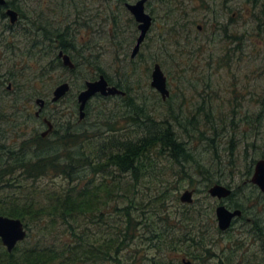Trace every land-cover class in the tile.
Wrapping results in <instances>:
<instances>
[{
	"label": "rangeland",
	"instance_id": "374dc122",
	"mask_svg": "<svg viewBox=\"0 0 264 264\" xmlns=\"http://www.w3.org/2000/svg\"><path fill=\"white\" fill-rule=\"evenodd\" d=\"M12 1L21 18L14 30L4 28L7 21L0 20V82L14 87L8 94L4 92L5 86L0 88V112L7 115L5 124L0 126V144L16 149L22 141L33 142L34 146L38 138H43L41 134H46L47 126L35 119L34 112L38 108L34 100L38 94L45 97L62 81H69L72 91L47 109L51 113L48 120L54 125L51 138H45L48 141L59 140L57 133L64 129L86 131L90 139L81 146L82 155L86 156L89 148L105 155L112 148L122 147L120 139L156 134L153 128L147 133V128L126 125L120 119L119 124L114 123L112 118L121 113L117 110V104L121 103L117 98L92 99L85 119L78 121L76 95L84 83V76L93 72L96 77L103 75L108 81L121 84L138 102H143L156 119L167 118L179 136L175 142L183 144L192 158L184 159L179 155L178 160L169 157L166 151L154 154L149 163L143 161L135 187L130 185L131 173L118 174L113 167L86 177L80 185L94 182L101 187L98 189L101 198H106L105 184L111 179L119 181L118 198L123 199L103 207L104 220L97 223L102 230L121 222L123 218L118 217L121 208L130 205L141 230L137 227L136 235L140 237L128 244L125 255L129 251L138 258L144 256L142 260L147 263L146 257L158 251L155 246L162 249L180 238L181 247L186 250L180 257L192 264H264V231L255 229L256 221L264 222V194L251 182L254 162L264 159V0H255V9L251 8L252 0H149L147 12L154 17V24L134 59L130 54L138 35L136 24L130 21L127 11L118 9L114 3L112 8L120 21L117 33L114 29L110 31L109 24L103 21L107 8L103 0ZM93 14H98L93 21L98 28L92 31L83 27L81 31L82 35L93 32L92 39L88 43L80 40L81 46L72 43L81 54L79 70L69 72L63 66L52 69L48 66L41 81L36 83L37 88L33 87L41 68L52 63L57 54L56 31L67 24L77 28L76 15L91 23ZM172 26L174 34H170ZM5 29L7 34L3 33ZM78 32L79 27L75 42L80 36ZM68 55L75 64L71 54ZM84 55L90 58L89 65L83 62ZM95 62L108 77L93 68ZM156 62L161 65L170 90L165 102L150 87L151 71ZM12 74L18 76V84L25 89L18 96V84L8 80ZM65 114L72 115V119ZM173 114L179 120L176 121ZM99 117L106 119L99 120ZM149 119L145 120L147 124L152 122ZM147 124L145 126H150ZM117 126H125V130L109 131ZM46 151L54 153L53 149ZM7 163L1 154L0 165L6 168L2 167L3 170L0 166V171L10 170ZM13 172L6 178L15 179L13 184L18 186V173ZM211 179L219 180L232 190V197L224 200L227 207L239 203L245 209L244 216L223 233L219 232L215 218L220 200L211 198L207 191ZM21 184L25 190L29 188L33 196L45 197L67 187L68 181L63 175H55L29 181L22 178ZM3 185L0 181V187ZM2 189L8 190L2 198L18 194L17 187ZM3 190L0 189V193ZM186 190H194L191 204L180 202ZM108 198H115V194ZM140 202L144 206L143 214L135 209ZM162 211L173 219L178 212L199 213L195 225H189L180 233V230L171 232L164 228L167 224L163 227ZM164 230L170 233H156ZM34 236L32 234V241H35ZM177 248L180 254L178 245Z\"/></svg>",
	"mask_w": 264,
	"mask_h": 264
},
{
	"label": "trees",
	"instance_id": "16d2710c",
	"mask_svg": "<svg viewBox=\"0 0 264 264\" xmlns=\"http://www.w3.org/2000/svg\"><path fill=\"white\" fill-rule=\"evenodd\" d=\"M103 1L107 6L103 13V21L109 24L110 31L114 29L117 33L120 21L118 16L115 15L112 4L114 3L118 9H122L121 5L126 0ZM11 3L13 4L12 1ZM119 3L120 5H118ZM96 17H98V14H93L91 16V23H89V20L85 17L81 20L76 15L74 23L78 25V33L80 35L77 37V42L74 41V36L78 27L74 28L71 24H67L61 31H56L55 35L58 38L56 42L57 48L71 54L75 61V68L71 72L79 70L81 61V54L72 43L81 46L80 40L87 42L92 39L93 32L82 35L81 31L83 27L94 31L93 21ZM3 18H5V15L0 10V19ZM174 33L176 31L172 26L170 34ZM129 43L132 42L129 41ZM68 44L69 46L67 47ZM90 55L94 58L91 53ZM83 62L89 65L91 60L84 55ZM54 65L62 66L56 55L52 63L50 62L49 65L41 68L42 72L34 79L33 87L37 88L36 83L41 81V76L45 74V69L48 66H51L52 69L55 67ZM93 68L98 69L100 73L107 76L96 65V62ZM95 77L96 72H93L84 76V80L94 79ZM8 79L14 84H18L17 75L12 74ZM109 82L112 83L110 79ZM115 84L122 88L121 84ZM22 90L25 89L22 88V85L18 84L16 95L18 96ZM49 94L50 91L46 96H49ZM40 96L43 95L38 94V97ZM122 100L119 106H117V110H121V113L112 118L114 123L119 124V121L123 120L126 122V125H135L138 129L147 128V133L150 128H153L156 134H152L151 137L148 134L141 135L137 139H120L119 143L123 144L122 147L117 146L112 148L105 155L97 154L95 148H89V153L86 156L82 155L81 146L86 140L90 139L89 133L70 129H64V131L57 133L59 140L56 138L55 143L45 138H38L34 144L35 146L26 141H22L16 149L0 144V156L1 154L4 155L5 160H8V164L12 166L9 171H0V181L4 184L0 189L3 190L2 188L4 187L18 188V194L11 193L8 198H2L1 196L4 193L6 194L8 190H3L4 192L0 193V215L22 220L28 230L27 240L19 243L11 253H8L0 242V264H106L107 262H111L112 264H181L180 255L186 253V250L181 247L182 241L179 240L180 238L177 239L178 241L176 240L175 244L164 246L162 249L155 246V249L158 251L154 255L146 257L147 263L146 260H142L144 256L138 258L135 253L131 255L129 251L127 255L123 254L125 249L128 250V244L140 237L136 235V231L137 227L141 224L132 214V211H130L131 206L126 205L121 208V213L118 217H122L123 219L117 225L110 226L109 229L106 227V231L102 230L101 224H97L104 220V206L112 202L116 204L120 199H123L118 198V194L121 192L118 187L119 181L111 179L109 184L104 185L103 191L106 194V198L100 197L98 189H101V187H98L94 182L88 181L85 185H80V182L86 177L113 167L118 174L131 173L133 179L130 185L135 187V182L142 171L141 168L144 166L143 161L145 160V164L149 163L154 154H162L163 151H166L171 158H178L179 155H182L184 159L192 158L190 153H187L186 147L183 144L175 142V138L179 136L176 135L167 118L163 120L156 119L154 114L150 113L147 106L143 102H138V99L133 96ZM57 115L60 117L61 114L57 112ZM6 117L7 115L0 112V125L5 123ZM147 118H150V121L152 120L150 124L145 122ZM173 118L176 121L179 120L178 116L174 114ZM101 119H106V117H99V120ZM145 124L150 126H145ZM122 129L125 130V126H117L109 131H122ZM2 135L4 136L3 133ZM93 135H96V133ZM47 149H53L54 153L47 152ZM1 167H6V165H2ZM14 170H16L15 172L19 176L18 186L13 184L15 179L6 178ZM15 172L13 173L15 174ZM55 175H63L68 181V186L61 187L57 191L54 190V195L52 196H33L31 190L29 188L25 190L21 184L22 178L29 181L30 179L37 180L39 177ZM113 181L114 183L112 184ZM213 182L219 183L220 181L211 179L209 185ZM114 194L115 198H108ZM162 206L164 205L162 204ZM137 207L135 209L140 211V213L143 214L145 212L141 202L138 203ZM233 207L241 208L245 211L239 203H235ZM162 213L164 217L160 218L161 224L163 227L167 224L164 228H167L171 232L180 230V233H183L189 225H195L199 212L186 211L183 214L178 212V216L174 219L169 218V215L167 217L166 211H162ZM259 223H262V221L255 222V229L264 231V222L262 225L257 226ZM178 224H180V227H178ZM95 226L97 228H94ZM138 228L141 230V227ZM32 229H35L34 233ZM167 230L162 232L156 231V233L158 235H166L170 233ZM32 234H35V241H32ZM99 236H103V238H99ZM177 245L180 248V254H178ZM220 264L224 263L220 262Z\"/></svg>",
	"mask_w": 264,
	"mask_h": 264
},
{
	"label": "water",
	"instance_id": "95a60500",
	"mask_svg": "<svg viewBox=\"0 0 264 264\" xmlns=\"http://www.w3.org/2000/svg\"><path fill=\"white\" fill-rule=\"evenodd\" d=\"M145 2L146 0H138L134 4L126 3V8L133 15L134 19L138 23V29L140 34L136 40V45L133 48L132 57H135L140 49L148 30L152 24V18L145 12ZM5 4V0H0V5ZM7 15L12 24L16 23L18 20V14L14 10H8ZM59 57L62 59L64 66L72 69L74 64L71 62L70 57L63 52H59ZM151 86L155 88L162 96L163 99H166L169 96V91L166 86V77L164 76L160 66L155 64L152 72V81ZM70 90V85L68 82H63L59 84L52 93V102H56L63 98ZM100 94L104 97L114 96V95H124L125 93L115 86H109L107 80L104 76H100L98 79L93 81H87L85 83V88L78 95L79 103V118L83 119L85 116V106L90 98ZM36 103L42 108L44 106L43 99H37ZM38 114V113H37ZM51 128V125H50ZM251 182L255 184L260 191L264 192V160H259L254 168V173L251 179ZM231 189L227 188L224 185L215 184L209 190L208 193L210 196L223 199L227 198L231 194ZM180 200L185 203H191L192 192L185 191ZM216 218L218 228L221 231L227 230L232 223V220L236 217L241 216V210L235 209L233 211L226 208L224 205H220L216 208ZM27 231L23 225V222L19 219L8 218L0 215V239L2 244L7 248L8 252H11L13 248L19 241L25 239ZM183 264H192L190 261L182 260Z\"/></svg>",
	"mask_w": 264,
	"mask_h": 264
},
{
	"label": "bare ground",
	"instance_id": "6f19581e",
	"mask_svg": "<svg viewBox=\"0 0 264 264\" xmlns=\"http://www.w3.org/2000/svg\"><path fill=\"white\" fill-rule=\"evenodd\" d=\"M71 58V57H70ZM72 60V59H71ZM73 62V61H72ZM73 64H74V62H73ZM55 66V65H54ZM74 68H75V64H74ZM74 70V69H73ZM100 76H103V75H99V77ZM105 78V77H104ZM106 79V78H105ZM107 80V79H106ZM108 81V80H107ZM81 90V89H80ZM1 126V125H0ZM3 129V128H2ZM1 131V130H0ZM140 137V136H139ZM28 140V139H27ZM28 142V141H27ZM45 143V142H44ZM29 144H31V143H29ZM32 145H33V142H32ZM40 145V144H39ZM182 145V144H181ZM35 146V145H34ZM28 148V147H27ZM39 148H40V146H39ZM46 148V147H45ZM184 149V148H183ZM32 154V153H31ZM27 155V154H26ZM37 155V154H36ZM20 156V155H19ZM18 158V157H17ZM24 158V157H23ZM31 159V158H30ZM39 159V158H38ZM18 161V160H17ZM21 161V160H20ZM4 164V163H3ZM8 164V163H7ZM25 164V163H24ZM17 165V164H16ZM23 165V164H22ZM30 165V164H29ZM1 166V165H0ZM2 168V167H1ZM6 168V167H5ZM11 168H12V166H11ZM11 168H10V170H11ZM3 169V168H2ZM4 170V169H3ZM231 194H232V192H231ZM186 261V260H185Z\"/></svg>",
	"mask_w": 264,
	"mask_h": 264
},
{
	"label": "flooded vegetation",
	"instance_id": "af4514ba",
	"mask_svg": "<svg viewBox=\"0 0 264 264\" xmlns=\"http://www.w3.org/2000/svg\"><path fill=\"white\" fill-rule=\"evenodd\" d=\"M252 3L254 4L255 3V0H252ZM253 7L255 8V6H252L251 5V8L253 9ZM17 8V7H16ZM18 9V8H17ZM19 11V10H18ZM45 133H42L41 135L43 136Z\"/></svg>",
	"mask_w": 264,
	"mask_h": 264
}]
</instances>
